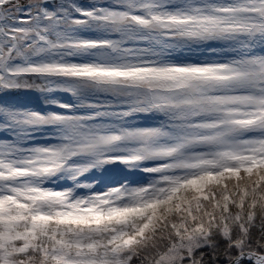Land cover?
<instances>
[{"label": "snow or ice", "instance_id": "6c2138e0", "mask_svg": "<svg viewBox=\"0 0 264 264\" xmlns=\"http://www.w3.org/2000/svg\"><path fill=\"white\" fill-rule=\"evenodd\" d=\"M0 264H264V0H0Z\"/></svg>", "mask_w": 264, "mask_h": 264}]
</instances>
